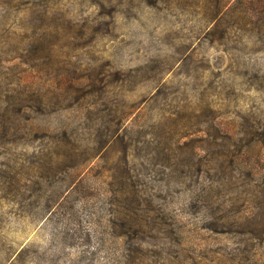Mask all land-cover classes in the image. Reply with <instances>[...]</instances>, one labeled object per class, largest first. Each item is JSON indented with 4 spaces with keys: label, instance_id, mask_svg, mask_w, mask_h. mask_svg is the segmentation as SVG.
Returning a JSON list of instances; mask_svg holds the SVG:
<instances>
[{
    "label": "rangeland",
    "instance_id": "374dc122",
    "mask_svg": "<svg viewBox=\"0 0 264 264\" xmlns=\"http://www.w3.org/2000/svg\"><path fill=\"white\" fill-rule=\"evenodd\" d=\"M0 264H264V0H0Z\"/></svg>",
    "mask_w": 264,
    "mask_h": 264
}]
</instances>
